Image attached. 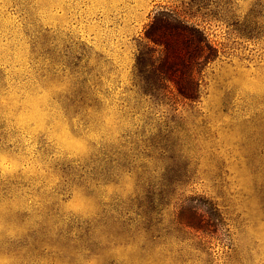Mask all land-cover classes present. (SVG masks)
Returning <instances> with one entry per match:
<instances>
[{"label": "rangeland", "instance_id": "rangeland-1", "mask_svg": "<svg viewBox=\"0 0 264 264\" xmlns=\"http://www.w3.org/2000/svg\"><path fill=\"white\" fill-rule=\"evenodd\" d=\"M160 10L194 101L136 78ZM0 264H264V0H0Z\"/></svg>", "mask_w": 264, "mask_h": 264}, {"label": "trees", "instance_id": "trees-1", "mask_svg": "<svg viewBox=\"0 0 264 264\" xmlns=\"http://www.w3.org/2000/svg\"><path fill=\"white\" fill-rule=\"evenodd\" d=\"M145 40L154 50L144 47L137 56L135 75L142 91L154 94L172 87L183 99L196 100L201 74L219 53L204 29L175 12L160 10L147 28ZM215 211L212 201L205 213L189 209L185 224L198 230L208 227Z\"/></svg>", "mask_w": 264, "mask_h": 264}, {"label": "snow or ice", "instance_id": "snow-or-ice-1", "mask_svg": "<svg viewBox=\"0 0 264 264\" xmlns=\"http://www.w3.org/2000/svg\"><path fill=\"white\" fill-rule=\"evenodd\" d=\"M143 46L145 48H152V50H154L153 46L152 45H149L147 41H143Z\"/></svg>", "mask_w": 264, "mask_h": 264}]
</instances>
